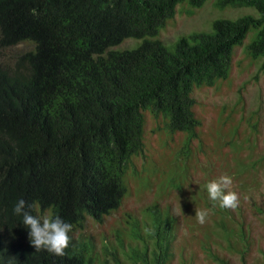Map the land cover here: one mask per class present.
I'll return each instance as SVG.
<instances>
[{
	"label": "trees",
	"instance_id": "trees-1",
	"mask_svg": "<svg viewBox=\"0 0 264 264\" xmlns=\"http://www.w3.org/2000/svg\"><path fill=\"white\" fill-rule=\"evenodd\" d=\"M208 1L0 0V48L28 45L15 61L0 59V264H99L98 259L107 264L108 257L122 259L126 245L124 259L134 264L175 259L264 264L260 123L248 125L247 140L241 129L234 140L221 139L208 161L194 97L197 89L228 77L234 50L252 29L258 32L248 56L264 59V0H215L217 9L250 8L257 15L219 18L211 31L184 35L170 48L157 39L178 6L193 15ZM129 39L141 43L114 49ZM240 106L244 111L242 95L216 115ZM242 110L236 115L240 124ZM148 115L169 121L172 133L186 134L181 153L198 156L205 179L164 202L151 201L141 218L126 213L113 239L106 236L99 248L86 227H103L124 208V177L133 158L145 153ZM187 165L192 171L193 161ZM225 174L239 205L235 210L217 205L201 225L195 209L212 208L204 185ZM196 190L201 193L193 209L190 193ZM20 199L37 205L30 209L33 216L58 215L72 225L65 256L30 245L22 216L13 212Z\"/></svg>",
	"mask_w": 264,
	"mask_h": 264
},
{
	"label": "rangeland",
	"instance_id": "rangeland-1",
	"mask_svg": "<svg viewBox=\"0 0 264 264\" xmlns=\"http://www.w3.org/2000/svg\"><path fill=\"white\" fill-rule=\"evenodd\" d=\"M214 3L215 0H209L204 7L194 9L193 15L186 12L187 8H184V5L178 6L175 17L168 20L166 27L161 30L157 39L170 48L184 35L211 31L213 21L219 18L233 20L249 14L257 15L255 10L250 8L220 10L215 7ZM257 32L256 29L250 30L243 43L235 48L231 69L226 79L220 80L213 88L197 89L194 93L197 100V117L201 121L198 132L200 135H205L210 155L204 156V159L208 161L212 159L216 146L221 144L220 140H234L239 129H241L242 140H247L248 125L257 126L259 122L261 139L264 138V71L261 70L264 59L254 62L247 53ZM140 43L141 40L129 39L114 49L134 48ZM27 49L28 45L10 49L0 48V59L13 62ZM241 95L245 98V110H242V106L237 110L244 112V114L241 113V116L245 115L242 124L238 121V117L236 120L237 111L222 115L220 113L221 119L216 115V111L223 106L234 107ZM252 114H256L258 118H251ZM167 122L169 121L163 117L156 118L148 115L144 129L145 153L140 156L145 160L135 156L133 158L135 164L131 166L124 177L128 193L120 209L124 208L108 218L102 225L103 227L92 223L87 225L86 233L95 237L99 248L102 247V242L106 241V236L113 239L112 236L115 235L116 230L122 224L121 222L126 218V213L141 218L142 209L151 201L164 202L168 200L169 196L181 193L179 188L190 190L203 184L206 172H203L202 167L199 166L198 156L194 154L188 159V155L181 153L186 145V134L172 133L166 126ZM260 143L264 146L262 140ZM189 160L193 161L192 171L188 170ZM147 191L148 193H146ZM153 192L162 196L158 198ZM200 193L199 190L190 193L193 209ZM176 242L180 243V238ZM126 251L127 245L119 254L122 259L116 260L108 257L107 264H116L118 261L134 264L133 259H124L123 253ZM185 261L187 264H213L209 259H196L193 262L190 259H175L173 264H186ZM232 261V264H242L240 259H232ZM259 261L260 259H249L247 264H259ZM98 262L101 264L100 259ZM137 263L143 264L142 262Z\"/></svg>",
	"mask_w": 264,
	"mask_h": 264
},
{
	"label": "clouds",
	"instance_id": "clouds-1",
	"mask_svg": "<svg viewBox=\"0 0 264 264\" xmlns=\"http://www.w3.org/2000/svg\"><path fill=\"white\" fill-rule=\"evenodd\" d=\"M233 180L227 174L221 175L204 185L212 208L195 209L194 218L203 225L209 213L218 205L221 209L235 210L239 205V197L231 191ZM37 207L35 203L28 204L25 200L17 201L13 208L14 214L22 216V223L27 228L30 245L36 252L46 251L50 255L63 257L66 255L71 238L72 225L60 216H44L42 219L31 214L30 209ZM28 209V210H26ZM150 230L146 229V232Z\"/></svg>",
	"mask_w": 264,
	"mask_h": 264
}]
</instances>
